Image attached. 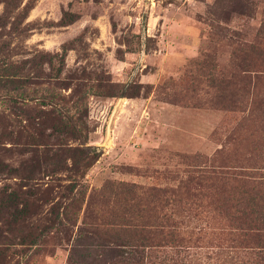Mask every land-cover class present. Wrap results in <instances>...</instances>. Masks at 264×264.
<instances>
[{
  "label": "rangeland",
  "instance_id": "374dc122",
  "mask_svg": "<svg viewBox=\"0 0 264 264\" xmlns=\"http://www.w3.org/2000/svg\"><path fill=\"white\" fill-rule=\"evenodd\" d=\"M263 25L264 0H0V263L112 264L122 248L82 224L107 209L105 183L174 187L195 171L183 156L264 160V83L245 112L209 87L236 75L239 44L264 48ZM73 180L85 197L69 224ZM218 183L176 218L188 242L152 256L248 264L235 187Z\"/></svg>",
  "mask_w": 264,
  "mask_h": 264
},
{
  "label": "trees",
  "instance_id": "16d2710c",
  "mask_svg": "<svg viewBox=\"0 0 264 264\" xmlns=\"http://www.w3.org/2000/svg\"><path fill=\"white\" fill-rule=\"evenodd\" d=\"M261 32L264 33V25ZM239 45L236 53L240 62L234 67L236 75L209 80V87L214 90L210 102L220 108L245 112L251 108L254 89L264 83V48L252 44ZM251 54L263 60H259V63L248 61L247 57ZM10 99L13 97L10 96ZM42 99L40 103H43ZM247 105L249 108L245 110ZM95 157L92 155L88 158L82 170ZM200 159L196 155L182 157L195 171L186 172L185 178L174 187H140L122 182H107L102 186L98 195L109 203L107 209L96 210L98 217L87 222L83 220L82 224H87L85 230L88 235H105L110 243L122 248L113 250L112 264H186V259L183 262L177 260L178 251L168 258L152 256V252L156 248H173L188 242L182 237L184 231H180L176 218L188 216L195 207L201 208L202 202L211 197L203 192V183L211 184L209 186L212 188L215 182L235 187L228 189L231 192L226 190L228 203L232 204L231 210L240 215L242 221L237 229L241 231L239 244L244 248L243 259L248 264H264V160L242 166L230 161L218 162L215 157ZM77 168L79 165L71 163L68 170L76 172ZM72 183L65 190L67 196L59 212V216L69 224L75 223L85 197L82 187L77 190L74 188L77 183L74 180Z\"/></svg>",
  "mask_w": 264,
  "mask_h": 264
}]
</instances>
